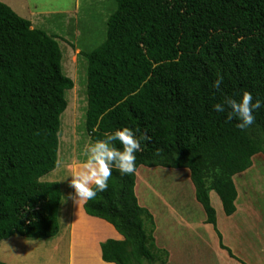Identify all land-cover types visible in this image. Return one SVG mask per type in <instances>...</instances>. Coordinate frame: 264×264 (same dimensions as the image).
Instances as JSON below:
<instances>
[{"label":"trees","instance_id":"trees-1","mask_svg":"<svg viewBox=\"0 0 264 264\" xmlns=\"http://www.w3.org/2000/svg\"><path fill=\"white\" fill-rule=\"evenodd\" d=\"M115 1L106 39L82 51L90 139L131 128L141 143L136 171L144 165L189 169L196 199L217 228L211 191L225 214H233L234 176L264 153V0ZM62 58L53 35L0 0V243L15 235L51 239L61 229V183L42 178L58 166L65 92L74 87ZM218 74L219 89L213 87ZM245 90L262 106L241 130L213 106L225 95L239 100ZM136 171L113 169L107 191L83 207L123 235L101 243L105 261L167 264L153 216L136 194Z\"/></svg>","mask_w":264,"mask_h":264},{"label":"rangeland","instance_id":"rangeland-1","mask_svg":"<svg viewBox=\"0 0 264 264\" xmlns=\"http://www.w3.org/2000/svg\"><path fill=\"white\" fill-rule=\"evenodd\" d=\"M1 1L7 3L21 16L30 20L33 18L37 21L34 27L47 31L57 39L63 54V71L74 81V87L65 92L68 105L61 115L58 166L42 178L45 181L61 183L63 198L59 216L61 227L65 228L66 216L72 204L70 194L74 192L69 187L71 177L68 175L84 159L82 155L84 146L93 141L86 128L88 59L82 51L89 52L106 39L107 21L117 8V3L115 0ZM136 178V194L153 216L157 247L168 253L171 251L178 254L179 252L175 251L176 247L172 249L162 244L170 239L172 244L178 246L181 241H177V236L198 235L193 229L201 226L203 214L202 204L196 199L189 169L144 165L137 169ZM234 181L239 189L237 210L231 215H226L220 197L213 192L211 200L217 211L218 226L213 228L216 234L204 230L202 246L198 245L197 239L195 244L189 242L186 252L194 251L197 255L196 261L190 262L191 256L183 254L179 262L178 256L172 258L169 254L167 264H264V153L254 155L252 166L235 175ZM163 212L169 215L162 217ZM82 214L81 209L75 210L77 219ZM178 216L192 219L180 227V224L171 225L176 223L174 218ZM157 222L168 226L165 227V233L159 234V242L155 234ZM219 232H222L224 244L236 255L234 259L226 253L224 255L223 252L227 249L220 244ZM13 237L15 240H10ZM13 237L0 243V260L3 262L57 264L55 256H47L46 252H43L46 251L45 241L20 235ZM63 237L65 236H61ZM36 242H39V246ZM57 246L62 248L63 244Z\"/></svg>","mask_w":264,"mask_h":264},{"label":"clouds","instance_id":"clouds-1","mask_svg":"<svg viewBox=\"0 0 264 264\" xmlns=\"http://www.w3.org/2000/svg\"><path fill=\"white\" fill-rule=\"evenodd\" d=\"M222 81L223 76L218 74L213 87L219 89ZM261 106V100L253 101L252 93L245 90L239 100L225 95L222 102L216 103L213 107L217 112H227V119L238 120L237 127L245 130L254 123V111ZM117 142L122 147H118ZM138 151H141L140 139L126 126L110 133L105 132L103 138L87 143L82 153L84 159L68 175L71 177L69 187L74 190L70 198L78 204L95 200L98 193L107 191L113 169L122 175L134 174L135 153Z\"/></svg>","mask_w":264,"mask_h":264},{"label":"crops","instance_id":"crops-1","mask_svg":"<svg viewBox=\"0 0 264 264\" xmlns=\"http://www.w3.org/2000/svg\"><path fill=\"white\" fill-rule=\"evenodd\" d=\"M29 19V18H28ZM33 26L37 24V21H34V19H31ZM213 194V191H211V196ZM139 199V197H138ZM139 202L141 205H144V203ZM199 202V201H198ZM84 202H81L78 204L77 202L72 200L71 207L69 209V213L66 216V227L60 229L59 233L51 238V239H40L45 241L46 244V255L47 256H55V262L57 264H117L115 262H107L103 259L102 256V246L101 243L109 238L113 239H123V235L116 229V227L110 223L109 221L106 222V220L97 217L89 215L84 207ZM202 206V205H201ZM81 209L83 214L80 218L77 219L75 216V210ZM203 209V206H202ZM202 213V220H201V226H198L197 228L194 227L193 230H195L198 235L191 236L190 234H187L185 236H177V241H181L180 245L172 244L169 240L164 241L162 244L166 247H171L172 249L176 247L175 251L179 252L178 254H173L171 251L169 254L171 257L178 256L179 262L182 260V255H190L191 259L190 262L196 261L195 257L197 256L194 251L192 252H186V248L190 243L195 244V239L198 240V245L202 246V243L204 242V230H208L211 233L214 232L213 224L207 222V215L205 213V210ZM169 213L165 214V212L162 213V217H167ZM192 218H188L187 216L181 217L178 216L177 218H174L176 223H171V225L185 224L187 222H190ZM170 221V220H168ZM61 223V218H60ZM217 226H218V215H217ZM166 228L168 226H164L162 223L157 222V229L155 231L156 239L159 242L158 236L161 233H165ZM178 227V228H179ZM189 233V232H188ZM222 233V232H221ZM214 234H216L214 232ZM61 236H65L61 238ZM15 240V237L10 238ZM184 245H182V243ZM217 242V239L216 241ZM63 244V247L57 246V244ZM37 246H39V242H36ZM184 248V249H183ZM227 251V250H226ZM224 251V255H228L230 258L234 259L235 257H232L230 253H227ZM233 252V251H232ZM235 255V254H234ZM236 256V255H235ZM170 257V256H169ZM238 258V257H237ZM234 261V260H233Z\"/></svg>","mask_w":264,"mask_h":264}]
</instances>
